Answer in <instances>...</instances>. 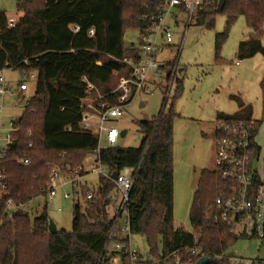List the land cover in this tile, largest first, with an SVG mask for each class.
Here are the masks:
<instances>
[{"label":"trees","instance_id":"obj_1","mask_svg":"<svg viewBox=\"0 0 264 264\" xmlns=\"http://www.w3.org/2000/svg\"><path fill=\"white\" fill-rule=\"evenodd\" d=\"M159 4L161 0H18L20 15L13 26L7 12L0 10V70L37 73L30 105L17 121L15 142L6 156L0 157V264H110L116 254L122 256L123 264H196L204 256L210 258L209 264H234L228 249L238 238L220 219L216 207L217 197L230 183L216 170L204 169L196 185L190 207L193 231L175 225L174 121L179 114L166 109L167 96L158 116L139 121L143 136L137 146L118 143L98 150V135L79 125L83 113L93 110L91 105L119 103L123 92L118 88L120 77L132 73V65L123 59L137 62L141 57L139 45L125 46V29L146 31L150 22L143 16L154 14ZM218 14L227 17L225 29L216 35L220 62L230 29L242 15L252 33L240 41L237 57L264 56V0H209L197 21L212 28ZM88 81L97 89L90 88ZM178 84L182 85V79ZM261 90L264 105V74ZM134 94L135 89L128 101ZM236 97L239 109L233 114L220 111L217 119L254 121L255 166L262 151L255 137L263 120L253 117L251 103ZM95 151L96 161L111 173L124 167L135 169L127 203V235H120V226L108 239L122 194L114 178L103 176L97 188L82 187L87 201L84 207L75 205L71 231H50L48 201L42 213L32 219L26 206L41 195L48 198L52 165H59L64 177L83 176L89 172L78 169L84 166L87 153ZM23 156L31 163L23 164ZM9 198L22 207L9 211ZM133 233L147 239L148 256L131 251ZM117 243L126 246V251L115 249ZM192 248L199 252L189 261L188 249Z\"/></svg>","mask_w":264,"mask_h":264},{"label":"rangeland","instance_id":"obj_2","mask_svg":"<svg viewBox=\"0 0 264 264\" xmlns=\"http://www.w3.org/2000/svg\"><path fill=\"white\" fill-rule=\"evenodd\" d=\"M17 3L18 0H0V10L6 11L10 18L17 19L19 16ZM226 21V15L218 14L212 28L198 23L197 19L189 26L186 19L179 27L172 24L174 42L167 45L165 51L158 57L160 65L165 69L159 67L157 81L150 84L153 91L137 92L134 99L125 107L124 115L111 121L121 130L127 129L126 135L120 137L119 145L137 146L143 136L139 130V121L158 116L167 96L166 109L173 108L179 114L174 121V221L177 227H183L188 231H193L190 207L201 172L204 169H216L217 113L220 111L235 113L239 109L236 96L244 99L246 103H251L253 117L263 120L255 137L256 142L262 147L260 158L255 161V168L264 182V105L261 90L264 56L258 53L244 59L237 57L240 41L252 33L251 28L247 26L246 18L242 15L230 29L229 37L221 50L223 61L220 62L216 55V35L225 29ZM183 30H186L185 36ZM140 42L139 30L127 27L124 33L125 46L139 45ZM179 46L181 47L177 54ZM176 57L177 64L173 62ZM166 70H170L171 74L176 71L173 74L174 78L171 76L167 78ZM5 75L7 81L12 84H18L26 77L20 69L12 68L6 69ZM178 79H182L180 86ZM27 80L30 85L27 96L30 98L37 76H29ZM8 99H11V103L15 100L11 97ZM22 111V108H17L13 114L19 116ZM96 159L97 151L87 153L84 158L85 169L90 170V166L97 163ZM101 177L102 175L95 172L85 173L78 185V191L74 190V183L61 186L57 181L56 184H59L57 195L52 200L41 195L33 199L26 209L33 219L42 213L48 201V215L58 229L71 231L75 205L80 203L84 207L87 201L82 187L97 188ZM67 191L71 193L70 198L64 197ZM2 194L0 186V196ZM112 195L117 196L115 192ZM1 223L0 221V225ZM120 223L123 224L122 221ZM120 235L124 237L127 233L120 230ZM130 245L132 252L148 256L149 246L142 234H130ZM112 247L113 245L110 250ZM228 252H234L232 257L234 264H239V260L244 264H252L254 260L258 264L260 260H264V239L238 238L229 245ZM155 258L158 259L156 256ZM110 264H123L122 256L116 254Z\"/></svg>","mask_w":264,"mask_h":264},{"label":"built area","instance_id":"obj_3","mask_svg":"<svg viewBox=\"0 0 264 264\" xmlns=\"http://www.w3.org/2000/svg\"><path fill=\"white\" fill-rule=\"evenodd\" d=\"M209 0H161L157 11L154 14L144 15L150 22L146 31H140L141 57L137 62L131 58H124V63L132 65V73L129 76L122 75L118 88L122 89V95L119 97V103L110 105L101 103L99 106L91 105L93 110L85 111L79 123L83 130L91 131L98 135V150L113 146L119 143L121 129L111 123L116 118L122 117L125 113V107L134 99L140 90L152 92L150 84L156 82V76L159 75L160 62L158 57L165 51V47L174 42L172 24L180 26L186 19L187 25H191L197 19L204 4ZM17 19L10 18L9 25H15ZM93 29L90 33H93ZM184 36L186 34V30ZM177 48V52L180 51ZM238 63H240L238 61ZM6 69L0 70V157L6 156L8 150L15 142L16 133L19 129L17 121L23 112L30 105V98L27 91L30 89L29 76H37L36 72L29 73L27 70H21L26 76L18 84H12L7 81L5 75ZM170 71V70H169ZM166 70L165 75L167 72ZM176 72V71H175ZM172 73V77L174 78ZM171 73V71H170ZM117 75L118 71H114ZM151 75L154 77L152 78ZM90 88L97 87L88 81ZM133 89L134 97L128 101ZM98 92V90H97ZM102 95L98 92L97 97ZM15 100L11 103V99ZM17 108H22L21 115L13 114ZM254 121L242 119L220 118L216 120L215 125V147H216V171L222 179L229 181L226 189H223L216 199L220 219L227 225L231 234L236 238H263L264 239V182L258 175L252 160L254 143ZM105 142H102V140ZM32 145V142L30 143ZM20 161L28 165L31 159L28 156L21 157ZM90 166L86 170L81 166L79 170L95 172L102 175L105 179L112 178V173L101 162ZM77 171V170H76ZM82 176L76 175L69 178L61 173V167L57 164L52 165L51 182L47 185L46 193L48 199L52 200L57 195V187L60 184L64 186L67 183L81 182ZM135 179V169L124 167L118 172V177L114 179L122 194L118 212L114 218L112 226L109 228L108 239L110 240L117 229L128 231V208L129 192ZM59 181V184L56 182ZM78 183L75 184L78 189ZM65 198H70L71 193L65 192ZM93 193H89L88 198H92ZM49 203V202H48ZM9 211H16L22 207L13 198L7 202ZM60 209V207H59ZM123 222L121 224L120 222ZM122 244H115V249H121ZM192 261V255L199 252L198 248L188 249ZM177 255V252H174ZM156 262V261H155ZM177 263L179 260L176 261ZM239 263H244L242 260ZM252 264H256L253 260ZM258 264H264L260 260Z\"/></svg>","mask_w":264,"mask_h":264},{"label":"water","instance_id":"obj_4","mask_svg":"<svg viewBox=\"0 0 264 264\" xmlns=\"http://www.w3.org/2000/svg\"><path fill=\"white\" fill-rule=\"evenodd\" d=\"M181 71V69H180ZM170 74V71L167 73V75ZM127 133V129H123L121 131V137H124ZM118 177V171H114L112 173V178L116 179ZM49 229L52 233H57L58 232V227L56 225V223L54 222L53 219H50V223H49ZM122 251H126V246L122 247ZM229 256L233 257L234 256V252H229ZM110 257H112V255H110ZM210 262V258L208 256H204L202 258H200L196 264H209Z\"/></svg>","mask_w":264,"mask_h":264},{"label":"crops","instance_id":"obj_5","mask_svg":"<svg viewBox=\"0 0 264 264\" xmlns=\"http://www.w3.org/2000/svg\"><path fill=\"white\" fill-rule=\"evenodd\" d=\"M19 15H20V13H19ZM19 17V16H18Z\"/></svg>","mask_w":264,"mask_h":264}]
</instances>
